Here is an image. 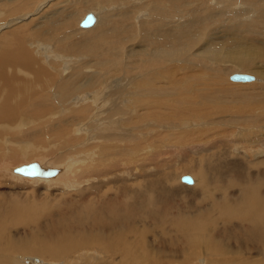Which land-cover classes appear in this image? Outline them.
<instances>
[{
	"label": "bare ground",
	"instance_id": "obj_1",
	"mask_svg": "<svg viewBox=\"0 0 264 264\" xmlns=\"http://www.w3.org/2000/svg\"><path fill=\"white\" fill-rule=\"evenodd\" d=\"M163 1L174 7L172 13L160 4L153 15L137 20L132 26L142 36L128 39L132 44L130 50L143 47V43L151 46L135 49L134 52L144 55L135 60L139 64L137 68L122 63L126 38L130 36L125 33V27L131 25L129 20L133 16L118 23L109 18L112 14H106L104 3H97L96 7L82 12L84 15L93 12L95 23L90 27L79 26L82 31H89L78 35L72 32L75 30H69L78 26L84 15L77 22L76 14L80 10L72 16L64 4L62 11L50 13L60 26L50 34L60 32L61 38L68 39L75 50L85 49L90 38L100 47V52L95 55L94 63L71 64L66 60L67 50L61 47L62 59L52 57L53 51L45 55L50 62L44 65L36 51L43 55L48 45L44 42L42 50L34 48L41 34L38 22H34L50 19V14L41 16L45 11L40 14L36 11L35 18L30 0L0 3V158L10 156L15 161H26L0 165V189L15 187L31 198L59 195L66 203L65 209L58 207L52 215L47 207L14 202L12 207L19 204L16 209L0 220V264H60L61 260L69 264H88L86 261L89 264H264V177L261 171L256 173L252 168L264 165V147L260 142L264 139V129L258 130V121L252 120L248 130L238 133L243 137L246 131L253 134L245 143L239 142L240 136L235 132L221 136L234 137L228 140L231 150L227 141L219 144L204 136L195 142L200 143L199 148L189 151L179 145L186 135L173 136L171 141L176 139L175 143L167 147L144 145L135 130L139 121L144 128L153 126L147 121L154 113L161 116L164 113L167 121L162 120L163 116L157 117L153 124L162 122V127L167 128L193 124L194 121L187 119L171 122L172 116L177 118L193 110L199 125L226 122L214 116L208 119L209 115L218 113L215 106L225 105L229 97L223 96L221 100L210 91L207 74L193 78L179 76L182 70L193 75L194 69L183 64L186 61L204 62L203 57L196 58L189 52L197 42L191 36H203L205 45L217 58L225 46L222 43L230 42L227 48L231 47L230 52L236 55L227 57L246 65L249 63L246 57L255 47L246 46L241 37L264 46V0L262 3L242 0L244 3L240 5L244 4V8L237 10L231 4L240 0L203 1L206 7L220 8L223 14L231 11L235 15L245 14L244 18L256 14L245 21L244 30L242 19L230 16L227 28L220 24L210 31L209 38L204 35V26L210 23V17L203 18L191 10L188 0ZM62 2L59 0L53 6ZM132 6L143 9L144 3L123 0L120 9L126 12ZM149 8L154 10V6ZM22 13L23 16L8 21L9 17ZM200 22L206 23L197 26ZM33 25L35 29H31ZM226 31L230 35L221 38L220 33ZM75 36L78 40H70ZM105 53L112 59L103 57ZM203 64L211 65L208 61ZM257 73L245 83H263L264 72L258 69ZM118 74L127 78L115 79ZM238 95L246 99L250 94L239 92ZM261 102L264 105V95ZM253 103L250 99L241 104V112L243 108L251 109ZM71 104L75 107L70 108L69 114L65 113V107ZM145 104L154 107H141ZM201 112L204 118L199 117ZM129 124L134 126L133 130L127 129ZM74 143L79 147L71 148ZM32 161L42 170L55 173L38 175L42 177L13 173L14 166ZM178 168L183 170L179 175L171 171ZM184 173L193 174L194 178L188 176L191 184L195 179V184L179 183L174 187L172 182H180ZM6 176L14 180L12 185L2 182ZM182 191L200 195L203 208L188 204L194 213L182 212L183 206L173 209L172 201ZM2 215L5 214L0 212ZM48 217L52 223L43 222L39 227ZM20 224L39 230L31 234L13 232Z\"/></svg>",
	"mask_w": 264,
	"mask_h": 264
},
{
	"label": "rangeland",
	"instance_id": "obj_2",
	"mask_svg": "<svg viewBox=\"0 0 264 264\" xmlns=\"http://www.w3.org/2000/svg\"><path fill=\"white\" fill-rule=\"evenodd\" d=\"M2 1H4V0H1L0 3ZM44 1L45 0H30V5L33 8V10L35 11V13H36V11L37 12L40 11L39 12V14H40L43 11H45L41 14V16H47L48 14H50L51 12H53L55 10L62 11L63 5L65 4L67 7V10H68V11L67 10L66 11L68 13H70L71 15L73 14L72 16H75L74 14H76L75 12H77V9L80 10L78 12L79 14H76V20H77V22H79V20H81V19H79V17L82 18V16L84 15L82 12L84 10L96 7V4L97 3L100 4L101 2L104 3V5L106 7L105 10L108 11V12L106 11V14H112L111 16H109V18L111 17L110 19H115L118 23H121L122 22L121 20H123V19L129 20V18L133 16V18L129 20L131 22V25H129L128 27H125L126 28L125 33H128L130 36L128 38H126L127 42H126V46L124 47V51H123L124 62H122V63L128 64L129 65L128 68H130V66H132V68H137L139 64H136L135 60H137L141 56H144V55H141L140 52H134L135 49H141V48L146 49V48L151 47V46H148V44L143 43V45H144L143 47L135 48L133 51L130 50L132 44L128 43V42H131V40H128V39H130L131 36L132 37L133 36L139 37L140 35L142 36L141 32L133 31L132 26H135L137 24V20H141L143 17H149L150 15H153L154 11H156V7L159 6L160 4H163L169 13H172L174 11V7H171L168 4H165L164 3L165 1H163V0H139L140 3H144L143 9H141V8L136 9L135 7H137V6H135V7L132 6V7L128 8V10L126 12H125V10L120 9V4L123 0H107V1L106 0H66V1H68L67 4L65 3V0H63L64 3L62 2V4H56L55 6H53V4L59 0H51L46 5H44V3L41 4ZM176 1L182 2L184 0H180V1L176 0ZM188 1L191 2V3L188 2V4L192 5L191 10H194L197 14H199L203 18H206V17L211 18L209 20L210 23H207L204 26V27H206V30H205L206 34H204L206 38H209V34L212 31H215L220 24H221L220 26L223 25V26H225V28H227V20L229 18H231L230 16L234 15V17L236 19H238V20H239V18L242 19L243 22L241 23V26H242L243 30L246 29V23L247 22H245V21H249V20L256 17L255 13L248 15L245 18H244L245 14L243 16L235 15L234 12L231 13V11H230V13H228V11H227L223 14V12L221 11L220 8L215 10V9H212L210 6L206 7L205 3L203 2L206 0H201V1L200 0H198V1L188 0ZM240 1H239V3L238 2L232 3L231 6L235 7L236 10H237V8H244V6H243L244 4L240 5L241 3H244V1H242V0H240ZM254 3H262V0H254ZM152 6H154L153 11L151 10V8H149ZM37 7H39V10H35ZM181 9L184 11L189 10L188 8H181ZM204 9H206V11ZM182 10H181V12H183ZM189 12L190 11H188L187 13L190 14L191 12L190 13ZM24 13L13 15V16L8 18V21L12 20L14 17L23 16ZM222 15L224 17H222ZM34 16L36 18V17H38V14L36 13ZM49 16L52 17V14H50ZM220 17H222V18H220ZM225 17H227V18H225ZM209 21H207V22H209ZM222 21H224V23H222ZM37 22H38V24H37L38 28L37 29L40 31L41 34L39 36L40 38L34 43L33 46H34V48L38 47L42 50L41 47H42V44L44 42L46 43V45H48V47H45L43 49V51H42L43 55H41V53L39 51H36L38 56H39V60H40L41 64H44V65L49 64L50 58L46 59L45 55L46 54L49 55L53 51L55 53H54V55H52V57L62 59L61 53L59 51V49L61 47L65 48L67 50L66 60L71 64H80L82 61L94 63L95 55H97L98 52H100V47L97 44H95L92 39H90V38L87 39L85 49L75 50V49H73V45L72 46L70 45L68 39H62L61 38L60 32L55 33V34H50L51 32L57 31V29L60 27L59 21L57 20L56 17H52L50 19H47V18L41 19V20L38 19V21H35L34 23H37ZM205 23L206 22H200L197 24V26H200L201 24L203 25ZM18 24H21V23H16V25H18ZM35 26L36 25L31 26V29H35L36 28ZM76 28H78V29H76ZM72 30H75V31H72ZM82 30L83 29H81L79 27V24H78V26L76 25L75 28H71L69 31L70 32L72 31L73 33H77L78 35H82L86 31L87 32L89 31V30L85 31V29H84V31H82ZM220 35H222L221 38L227 37L230 35V31L220 33ZM191 37L196 38L197 42L189 52L194 53V56L196 58L203 57L204 58L203 63L208 61L209 63H211V65L205 66V64H203V63L198 64L197 63V62H199L198 60H194L197 62H192L191 64H189L190 62L188 63V61H186V63H183V64H188L187 67H191L192 69H194L193 75L189 76L188 73L186 75V73L182 70L180 72L179 76L184 75L185 77L188 76L190 78H193V77H196L197 75L207 74V76L209 77V81H210V91L214 92L221 100H222L223 96L228 95V97H229L226 100L225 105L215 106L217 108L218 113L216 112V113H213L214 115L213 114L209 115L208 119H212L215 117L216 119L220 118V122L224 119L226 122L223 124L217 125L215 122L209 121L207 123L199 125V123L195 121V120H197V119H195L196 118V115H195L196 110H193V111L184 112L182 115L178 116L177 118H175L173 116L171 117V122H173V121L176 122L177 119L182 120V121H183V119H187V120H191V122L194 121L193 124L186 125V127H184V128H182L180 126H176V127L174 126L175 128H167L166 125H165V127H162V126H164L162 124V122L158 123L157 126L153 124V120L158 119L157 117L161 118L163 116V118H164V113L162 116L160 115V113H157V114L154 113L151 116V118H149V121H147L148 123H151V125H153V126H149L147 128H144V124L142 121L135 123V126H138V128L135 129L137 131V134H138V139L144 145L150 143V144L155 145V146L157 144V146L159 145L158 147H167V146L175 143L176 139L174 142L171 141L173 136H175V135H186L185 141L183 142V144H179V145H182V147L188 151H189V148H199L200 143H195V142H197L203 136L206 139L212 138L211 140L213 142H217L219 144L221 143L219 141H227L229 146H230V142L228 140H233L234 137L225 138V137H221V136L229 135L230 133L233 134V132H235L236 135H238V133H240V132L242 134V132L245 131L244 129L248 130V128L251 127L252 124L250 122L254 119H256L258 121V130L264 129V105L261 102V97L264 95V81L261 84L251 83L252 85L246 84L245 82L244 83L239 82L240 83L239 85H241V86H238V82H232L229 79V76L235 72L247 73V74H251L253 76L258 75V73H257L258 69L262 70L264 72V56H262V54H264V53H262L264 46H262L261 44H259L257 42L245 39V38L240 36L242 38V40L245 43H247L246 46L255 47L254 52L250 53L247 57L245 56L248 59L247 61H249V63L244 65L240 61L234 62L233 59L227 57L228 54L236 55V54L230 52L232 49L231 47L227 48V45H229V46L231 45L230 42L222 43L225 46L221 47V52L219 54H217V56H218V58H217V57L213 56L214 53H212L210 51L209 46L207 44L205 45V39L203 36L192 35ZM74 38L75 39H70V40H78L77 36H75ZM221 38H220V40H221ZM232 39L233 38H229V40H232ZM224 41H226V40H224ZM203 45H205V46L203 47ZM154 49H155V47H154ZM241 51H244V49ZM246 53H248V52H246ZM125 54H127V55H125ZM129 54L131 55L130 57H128ZM103 57L112 59V57L109 53H105ZM116 58L117 57H114L113 59H116ZM127 58H129L128 62L130 61L131 64L127 62ZM168 58H169V56H168ZM119 60H120V58H119ZM212 64H214L215 67H212ZM91 68L92 67H90V69ZM254 73H256L257 75ZM119 76H121V77H119ZM114 78L124 80L125 78H127V75L118 74V75H116V77L114 76ZM233 83L237 84V86ZM246 86H248V87H246ZM239 92L248 93L250 95L246 99H243L238 95ZM250 99L254 100L252 108L251 109L243 108L242 112H241V110H240L241 104L245 103L246 101H248ZM69 103H71V102H69ZM72 103H73V101H72ZM81 103H85V100L82 101ZM237 103H240V104H237ZM221 106H222V109L224 108L223 110L221 109ZM239 106H240V108H239ZM59 107H60V104H59L58 108ZM74 107H75V105H72V104L69 105L68 107H65V110H64L65 113L69 114L68 112H69L70 108H74ZM141 107L152 109L154 107V105L145 104L144 106H141ZM216 108H215V110H216ZM199 117L204 118V115L202 112L200 113ZM162 120L167 121L165 118ZM156 121H159V120H156ZM133 127L134 126H132L130 124L127 125V129H129V130H133ZM232 134H231V136H232ZM244 135H245L244 137L238 135V137L240 136V138H238L239 142L245 143L246 140L252 138L251 136L253 134H251L249 131H246ZM254 137H258V135H255ZM93 139H94V137H93ZM79 142L81 144L84 143L83 141H79ZM260 142L262 143V146L264 147V139H261ZM76 143H74L73 144L74 146L72 145L71 148L79 147ZM86 145H88V144L85 142V146ZM233 145L236 146V144H233ZM219 147H221V146H219ZM229 150H231V146L229 147ZM23 162H26V161H15L10 156L0 158V165H3V163H5L7 165H14V164H19V163H23ZM32 162H34V161H32ZM32 162H30V163H32ZM16 167H18V166H14L13 168L15 169ZM252 168L254 170H256V173L261 171V177H264V165H261V167L255 166ZM171 171L175 172L177 175H179L181 172H183V170L180 168H178L176 170L172 169ZM13 173L15 175H17V174L19 175V173H17V172L13 171ZM183 175H190L194 178L193 174L191 175L189 173H184ZM37 177H42V176H37ZM2 182L6 183L7 186H10L14 183V180L11 179V177L6 176V179L3 180ZM194 182H195V179H194ZM194 182L192 184H187V185H193V184H195ZM179 183L180 184L181 183L186 184L182 181L179 182L178 180H176V181L172 182V185L174 187H178L180 185ZM4 187H5V185H4ZM5 189L6 190L0 189V212L5 214V215L0 216V220L5 219L7 212H9L12 209H16V207L19 204L12 207L14 202L22 203V204H26V205H30V206L47 207L48 213H50L52 215L54 214L55 210L58 207H63L64 209L66 207L65 201L59 195H57V197L50 195V196H40V197L35 198L37 196L36 195L34 198H31L29 196V194H27L26 192H23L19 189H15V187L5 188ZM197 190H199V189H197ZM172 202H173V204H172L173 209L183 206L182 212H190V213H194V212L191 208L188 207L189 205H192L193 208H198V207L203 208L202 205L204 204L202 201V197L200 195H197V196L194 195L193 191H192V193H190L188 191L180 192V196H178V198ZM43 222L52 223V220L50 217H48L46 220H43L41 222L39 227H41ZM39 227H38V230H39ZM34 230L38 231L36 229V227H26L23 224H20L16 228L12 229L13 232L20 231V232H28L30 234L33 233ZM20 237H24V235H21ZM192 261H195V260H192ZM61 262H64V263H61ZM86 262L88 264L90 263L89 261H86ZM60 264H69V262H65V260H63V261L61 260Z\"/></svg>",
	"mask_w": 264,
	"mask_h": 264
},
{
	"label": "water",
	"instance_id": "obj_3",
	"mask_svg": "<svg viewBox=\"0 0 264 264\" xmlns=\"http://www.w3.org/2000/svg\"><path fill=\"white\" fill-rule=\"evenodd\" d=\"M96 21V16L93 12H88L84 15L82 20L79 22L80 27H90ZM229 79L234 82H247L253 80V76L247 73H232ZM15 172L21 173L27 176H38V175H52L55 172L48 173L42 170L36 162L23 164L14 169ZM180 180L184 183L191 184L192 180L188 175H182Z\"/></svg>",
	"mask_w": 264,
	"mask_h": 264
}]
</instances>
